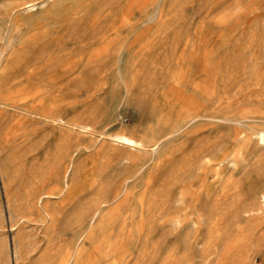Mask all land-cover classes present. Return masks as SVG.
Segmentation results:
<instances>
[{
	"label": "rangeland",
	"instance_id": "1",
	"mask_svg": "<svg viewBox=\"0 0 264 264\" xmlns=\"http://www.w3.org/2000/svg\"><path fill=\"white\" fill-rule=\"evenodd\" d=\"M17 1L0 0V79L13 83L0 100V264H58L80 235L84 259L114 243L97 264H264V0H34L13 14ZM188 106L199 116L134 151L135 173L112 137L151 145ZM37 185L62 191L50 219L15 224ZM115 192L90 221L91 198Z\"/></svg>",
	"mask_w": 264,
	"mask_h": 264
},
{
	"label": "bare ground",
	"instance_id": "2",
	"mask_svg": "<svg viewBox=\"0 0 264 264\" xmlns=\"http://www.w3.org/2000/svg\"><path fill=\"white\" fill-rule=\"evenodd\" d=\"M33 1L34 0H20L17 1L16 3H13L12 5H10L9 10L10 12H12L13 14H16L18 11L20 10H24L27 8L32 7L33 5ZM17 32H15L16 34ZM2 34L0 33V42L2 39ZM15 36V35H14ZM13 36V37H14ZM15 38V37H14ZM3 40V39H2ZM12 40V38H11ZM3 43V42H2ZM1 43V45H2ZM35 47V46H34ZM4 49H6L4 47ZM7 50V49H6ZM39 51L42 52V49H40ZM3 51L0 49V69H1V64H2V53ZM25 53V52H24ZM23 53V54H24ZM27 53V52H26ZM25 53V54H26ZM46 53V52H45ZM24 54V55H25ZM22 55V56H24ZM39 55V54H38ZM37 55V56H38ZM41 55V54H40ZM108 55V54H107ZM26 56V55H25ZM21 57V55H20ZM30 57H32L30 55ZM44 57V56H43ZM24 58V57H23ZM22 60V59H21ZM36 60V59H35ZM20 61V60H19ZM29 61V60H28ZM32 61V60H31ZM93 61H97V58L95 59H88L86 64L89 66ZM103 61V59H102ZM13 62V61H12ZM11 62V63H12ZM36 62V61H35ZM14 63V62H13ZM45 63V62H44ZM42 62V64H44ZM18 64V63H17ZM10 65V64H9ZM16 66V65H15ZM43 66V65H42ZM29 64H28V68H29ZM7 68V67H6ZM27 68V69H28ZM13 69V68H12ZM19 69V68H18ZM25 69V68H24ZM33 69V68H32ZM39 69V68H38ZM9 71V70H8ZM37 71V70H36ZM32 72V71H31ZM30 72V73H31ZM24 73V72H23ZM22 73V74H23ZM27 73V72H26ZM7 76V75H6ZM5 76V77H6ZM10 76V74H9ZM12 76V74H11ZM32 76V75H31ZM8 77V76H7ZM19 77V76H18ZM24 77V76H23ZM12 78V77H11ZM10 78V79H11ZM31 78V77H30ZM4 79V78H3ZM8 80H2L0 79V100H2V103H6L7 100H10L12 97V93H10V90L13 86V83ZM15 79V77H14ZM23 79V78H22ZM12 80V79H11ZM17 80V79H16ZM28 83V82H27ZM26 83V84H27ZM39 96V95H38ZM12 105V103H11ZM190 106V103H189ZM184 107V108H180L179 109V113L176 115L175 120H173L172 124L170 126L167 127V131L164 132L163 135L159 136L158 138H156V140L151 144V145H147V141L145 140H141V139H135L129 135L126 134H116L112 137V142H114L115 144H120L121 146H126L127 148L133 150L132 154L127 155V159L129 160V162L131 163V166L133 168V171L135 173H137L138 171L141 170L143 163L139 162V157L138 155H136V151H142L145 150V148L147 146H150L151 152H155L156 149L158 148L159 144L165 140L166 138H169V136H171L172 134L176 133L177 131H179L182 127H184L185 125H187L189 122L195 120L198 116L199 113L197 112L196 109L192 110L190 109V107ZM49 107V106H48ZM2 109V108H1ZM7 109V108H6ZM3 111V110H2ZM44 113V112H42ZM40 115V114H39ZM57 115V114H56ZM57 120V119H56ZM1 122V121H0ZM48 122V121H47ZM69 122V121H68ZM163 123H167V120L164 119ZM51 124V123H50ZM58 125V124H57ZM60 125V124H59ZM83 125V124H82ZM55 126V125H54ZM73 126V125H72ZM64 127V126H63ZM62 127V128H63ZM79 127V126H77ZM83 127V126H82ZM67 128V127H66ZM69 128V127H68ZM70 131V130H69ZM258 137L261 141L264 140V129L258 131ZM134 151L136 153H134ZM56 166V164H54ZM70 165V164H69ZM72 167V165H71ZM132 170V169H131ZM67 171V170H66ZM132 172V171H131ZM67 173V172H66ZM65 173V174H66ZM54 173H52V175L50 177H55L53 175ZM132 173H130L131 175ZM129 175V174H128ZM65 176V175H64ZM127 177V175H126ZM64 178V177H63ZM132 178V177H130ZM52 179V178H51ZM56 179V178H55ZM129 181V180H127ZM126 182V181H125ZM125 184V183H124ZM37 189L36 191H34V195H32L31 193H27L25 194V196L22 198L21 203H18L15 207H13L14 209H12V215H10L11 218L15 219V224H20L22 223L24 220L28 221L30 220V215L35 212L36 216H37V220L40 221L41 223H46L48 222L47 220L50 219V215L47 211V199L53 196H58L60 194H62V191H58L56 188L54 187H49V189L47 191H40V187L41 185H37ZM66 188L68 187L67 184L65 186ZM120 187V186H119ZM118 191V190H117ZM9 192V191H8ZM73 195L75 196L77 194V192L72 191ZM111 192V191H110ZM128 192V190L126 191ZM10 194V193H8ZM122 194V193H121ZM130 194V193H129ZM128 194V195H129ZM99 195V194H98ZM91 198V205L93 210L90 213V221H94V219L96 217H98L101 212L104 210V208L110 204L115 202L118 199V193L115 192L113 195H108L105 194L103 196H100V198H97V200L94 204H92V200L95 199ZM142 199V198H141ZM7 201H8V205L9 207H11V204H13V200L9 199V195L7 196ZM122 201L117 202L112 208H110L106 213H104L101 217H100V221H99V226L104 229L107 226L113 224V222L118 218L119 216V212L120 209L122 207ZM141 207H143L144 203L141 202ZM87 208V206H86ZM108 208V207H107ZM88 209V208H87ZM85 210V209H84ZM83 210V211H84ZM143 210V208H142ZM90 211V209H89ZM85 212H87V210H85ZM127 213V212H126ZM143 212H141V216H140V220H143ZM85 215V213H83ZM82 214V215H83ZM82 217V216H81ZM82 218H80L81 220ZM86 219V218H85ZM79 220V219H78ZM117 221V220H116ZM24 223V222H23ZM45 225V224H43ZM49 226V224H48ZM47 226V227H48ZM120 234V233H119ZM88 239L93 238L92 234H89V236L87 237ZM111 238V237H110ZM94 239V238H93ZM115 241V240H114ZM117 241V240H116ZM89 242V241H88ZM94 242V241H93ZM118 246V245H117ZM93 247V246H92ZM97 248V247H96ZM119 251H120V246H119ZM66 255H65V259H63L62 261H60L58 264H97V261L100 257L102 258H109L110 255L113 254V252H116L117 249L114 245V243H110L108 241H103L102 245L100 246L99 249H94L93 251H89L87 254V259L83 258V253H84V241L83 238L81 239V235L77 238L76 242L74 245H72L70 248L66 249ZM97 252L98 254H100V257H96L94 255V253ZM0 255H4L6 257L7 255V250H6V244L5 241H0Z\"/></svg>",
	"mask_w": 264,
	"mask_h": 264
}]
</instances>
